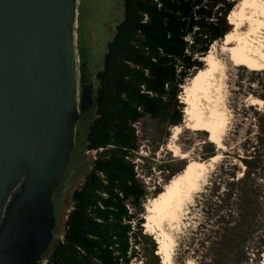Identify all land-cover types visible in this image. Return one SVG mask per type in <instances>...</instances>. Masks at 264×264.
<instances>
[{"label":"trees","instance_id":"obj_1","mask_svg":"<svg viewBox=\"0 0 264 264\" xmlns=\"http://www.w3.org/2000/svg\"><path fill=\"white\" fill-rule=\"evenodd\" d=\"M234 5L235 0L125 1L84 135L86 150L95 152L92 166L74 189L62 238L43 264H132L144 261L147 239L154 260L145 263H162L144 228L148 191L135 161L136 124L147 116L169 127L183 123L184 85L229 32ZM81 17L80 2L79 29ZM79 53L82 59L80 46Z\"/></svg>","mask_w":264,"mask_h":264},{"label":"rangeland","instance_id":"obj_2","mask_svg":"<svg viewBox=\"0 0 264 264\" xmlns=\"http://www.w3.org/2000/svg\"><path fill=\"white\" fill-rule=\"evenodd\" d=\"M125 1L81 0L79 46L94 84V102L106 67L109 45L124 17ZM240 1L235 0L233 9ZM230 13L228 21L232 31L235 26L230 22ZM261 19L264 20V16ZM247 28L248 24H244L240 31ZM223 43L224 38L217 40L209 50L222 72L221 106L227 114V123L221 147L210 140L208 131L187 126L186 115L183 123L176 125L180 127L177 136L175 126L169 127L148 116L136 124L139 150L135 161L138 176L148 191L144 216L148 214L147 205L168 189L189 162L208 163L204 179L192 198L185 202L178 222L173 227L168 220L161 223V228L169 232L173 242L169 264L264 263V69L235 65L223 49ZM203 60L201 69H206L210 66L208 58ZM191 78L184 85L182 101ZM256 99L262 100V104L251 103L252 100L257 102ZM184 104L186 108L188 104ZM94 110L93 105L87 116L76 123L79 132L75 134L64 175L53 194L56 226L54 237L43 253V263L55 242L62 238L74 189L91 169L95 152L86 150L84 135ZM217 154L219 158L209 163V159ZM144 228L159 249L157 234L150 233L146 226ZM151 247V240L147 239L142 251L144 261L135 259L132 264L154 260ZM159 256L163 264V256Z\"/></svg>","mask_w":264,"mask_h":264},{"label":"water","instance_id":"obj_3","mask_svg":"<svg viewBox=\"0 0 264 264\" xmlns=\"http://www.w3.org/2000/svg\"><path fill=\"white\" fill-rule=\"evenodd\" d=\"M81 0H0V264H43L53 194L94 105Z\"/></svg>","mask_w":264,"mask_h":264},{"label":"bare ground","instance_id":"obj_4","mask_svg":"<svg viewBox=\"0 0 264 264\" xmlns=\"http://www.w3.org/2000/svg\"><path fill=\"white\" fill-rule=\"evenodd\" d=\"M261 16H264V0H241L237 8L231 11L229 18L235 28L225 35L223 49L235 65L252 70L264 69V20ZM244 24H248V28L240 31ZM202 58H208L210 66L195 73L186 87L187 93L183 97V101L189 105L185 108L188 118L186 125L208 131L210 140L221 147L222 133L227 123V114L221 106V67L211 52ZM262 102L259 99L257 102L251 101L256 104ZM179 132L180 127L175 126V136ZM219 156H212L209 163L216 161ZM207 164L204 161L189 162L184 171L175 176L168 189L147 205L148 214L144 226L150 233L157 234L156 239L160 244L158 253L163 256V264H169L171 260L173 242L169 232L161 228V223L168 220L173 227L178 222L185 202L192 198L204 179ZM156 227L159 230L156 231Z\"/></svg>","mask_w":264,"mask_h":264},{"label":"flooded vegetation","instance_id":"obj_5","mask_svg":"<svg viewBox=\"0 0 264 264\" xmlns=\"http://www.w3.org/2000/svg\"><path fill=\"white\" fill-rule=\"evenodd\" d=\"M43 256V255H42ZM42 260H43V257H42ZM43 263V262H42Z\"/></svg>","mask_w":264,"mask_h":264}]
</instances>
